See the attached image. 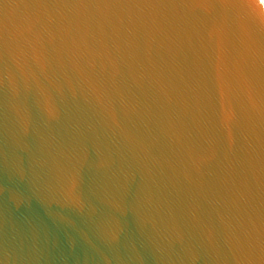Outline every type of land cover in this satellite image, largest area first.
I'll return each mask as SVG.
<instances>
[{
	"label": "water",
	"instance_id": "obj_1",
	"mask_svg": "<svg viewBox=\"0 0 264 264\" xmlns=\"http://www.w3.org/2000/svg\"><path fill=\"white\" fill-rule=\"evenodd\" d=\"M253 0H0V264H264Z\"/></svg>",
	"mask_w": 264,
	"mask_h": 264
},
{
	"label": "clouds",
	"instance_id": "obj_2",
	"mask_svg": "<svg viewBox=\"0 0 264 264\" xmlns=\"http://www.w3.org/2000/svg\"><path fill=\"white\" fill-rule=\"evenodd\" d=\"M244 14L257 23H264V0H253L251 4L245 5Z\"/></svg>",
	"mask_w": 264,
	"mask_h": 264
}]
</instances>
